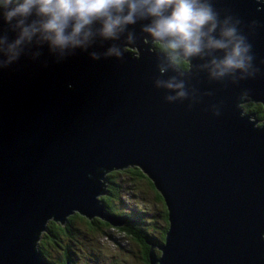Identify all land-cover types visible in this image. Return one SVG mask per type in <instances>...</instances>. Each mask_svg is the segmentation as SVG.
Segmentation results:
<instances>
[{"label":"water","instance_id":"water-1","mask_svg":"<svg viewBox=\"0 0 264 264\" xmlns=\"http://www.w3.org/2000/svg\"><path fill=\"white\" fill-rule=\"evenodd\" d=\"M210 2L221 21H240L255 78L213 80L200 67L211 57L161 76L164 57L142 31L149 21L63 59L33 45L0 70V264H50L39 244L51 221L65 226L79 214L122 228L101 198L107 175L129 168L148 177L168 212L150 264H264V119L243 109L264 107V0ZM5 32L15 39L0 18ZM113 45L121 58L104 57ZM172 76L186 82L188 100L170 104L175 93L155 87Z\"/></svg>","mask_w":264,"mask_h":264},{"label":"clouds","instance_id":"clouds-1","mask_svg":"<svg viewBox=\"0 0 264 264\" xmlns=\"http://www.w3.org/2000/svg\"><path fill=\"white\" fill-rule=\"evenodd\" d=\"M0 18L15 33V39L7 32L0 34V70L17 63L33 45H47L63 59L75 49L86 51L97 37L119 40L129 26L149 21L142 31L164 57L158 66L161 76L169 68L178 70L205 57H211L210 63L200 67L213 80L255 78L260 72L253 65L252 44L238 30L240 21H221L210 0H0ZM128 41L134 42L132 33ZM122 56L116 45L104 53L105 58ZM91 58L98 61L101 56L92 52ZM155 87L175 93L165 96L170 104L190 98L186 82L176 76L157 78Z\"/></svg>","mask_w":264,"mask_h":264},{"label":"rangeland","instance_id":"rangeland-1","mask_svg":"<svg viewBox=\"0 0 264 264\" xmlns=\"http://www.w3.org/2000/svg\"><path fill=\"white\" fill-rule=\"evenodd\" d=\"M117 181L121 183L122 188V196L118 199L121 200L118 202L120 209L125 212L138 210L147 213L144 219L155 227V236H158L163 225L160 217L163 205L157 201L146 180L132 177L130 174H120ZM74 222L75 235L68 239L62 238L63 241L58 240L59 250L49 247L48 255L51 261L61 257V247L63 249L71 245V257L75 264H144L139 245L118 229L103 227L102 231H95L90 230L83 220L75 219Z\"/></svg>","mask_w":264,"mask_h":264},{"label":"trees","instance_id":"trees-1","mask_svg":"<svg viewBox=\"0 0 264 264\" xmlns=\"http://www.w3.org/2000/svg\"><path fill=\"white\" fill-rule=\"evenodd\" d=\"M156 47V45H155ZM157 50H159L156 47ZM160 51V50H159ZM188 67V66H187ZM186 67H181L182 70H184ZM186 70V69H185ZM243 109L245 112L249 114H255L257 116V119L263 120L264 119V107L260 104H253V103H247L243 105ZM120 174H130L132 177H138L141 179H145L147 182V185L150 186V188L154 191L155 197L158 202H160L163 205V211L161 214V221L163 223L162 228L159 230V235L155 236V227L152 226V224L146 223L144 216L147 215V213H144L142 211L134 210V211H122L119 207V203L121 200H118L120 196H122V188L121 183L118 182V176ZM108 182H107V195L101 198V201L106 207L107 212H109L110 215L120 217L125 221V225L122 228H116L120 232L124 233L128 237L132 238L137 245H139L140 251H141V259L144 262V264H150L149 260V252L151 250V246H155V252L159 256L160 252L158 250V246H161L163 242L165 241L166 232L168 230V212L166 209L165 202L160 195V193L155 189L153 183L148 179L144 173L137 168H129L127 170H123L120 172H112L109 175H107ZM119 202V203H118ZM118 203V204H117ZM122 208V207H121ZM75 219L83 220L86 224V226L90 230L97 231L103 230V227L106 228H112L109 224L99 220L94 219L92 221L85 220L84 217L80 216L79 214H75L71 216L67 224L65 226H60L54 222H50L48 224V232L44 234L43 243L40 242L39 244V250L43 257L49 262L50 258L48 255L49 247H53L54 249H58L59 244L58 240H62V238H72V235H75L76 230L74 229ZM105 230V229H104ZM70 240V239H69ZM63 241V240H62ZM73 241H71L72 243ZM71 245L65 246L63 248L62 253L63 257L58 258L56 261H51L50 264H67V262H70L71 264H75L71 257ZM59 250V249H58Z\"/></svg>","mask_w":264,"mask_h":264},{"label":"flooded vegetation","instance_id":"flooded-vegetation-1","mask_svg":"<svg viewBox=\"0 0 264 264\" xmlns=\"http://www.w3.org/2000/svg\"><path fill=\"white\" fill-rule=\"evenodd\" d=\"M188 67H186L185 69H187ZM184 69V70H185ZM43 239H44V236H42V238H41V242L43 241ZM43 243V242H42ZM61 250H62V247L60 248ZM63 257V253L61 254V258ZM60 258V257H59Z\"/></svg>","mask_w":264,"mask_h":264},{"label":"bare ground","instance_id":"bare-ground-1","mask_svg":"<svg viewBox=\"0 0 264 264\" xmlns=\"http://www.w3.org/2000/svg\"><path fill=\"white\" fill-rule=\"evenodd\" d=\"M156 48V47H155ZM159 51V50H158ZM115 172H120V171H115ZM113 228V227H112Z\"/></svg>","mask_w":264,"mask_h":264}]
</instances>
